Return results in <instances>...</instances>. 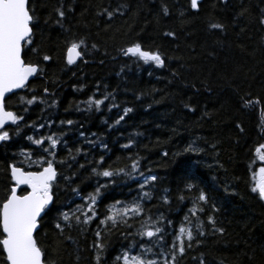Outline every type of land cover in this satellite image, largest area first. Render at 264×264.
I'll list each match as a JSON object with an SVG mask.
<instances>
[{"label":"trees","instance_id":"trees-1","mask_svg":"<svg viewBox=\"0 0 264 264\" xmlns=\"http://www.w3.org/2000/svg\"><path fill=\"white\" fill-rule=\"evenodd\" d=\"M61 4L65 10L63 27L55 23V10ZM118 4L124 6L123 14L111 19L99 14ZM30 6L38 18L34 46L39 55L32 54L29 59L41 63L43 74L37 75L29 88L42 96V89L47 87L58 104L55 108L31 106L24 114L25 122L51 118L57 124L50 130L58 131L59 120L76 121L71 127H63L68 146L75 147L79 142L87 147L79 141V130L96 133L108 144L105 161L112 167H123L130 163L129 156L138 155L141 171L147 175L146 169L151 170L158 177L153 199L145 204L153 216L163 213L175 222L191 206L187 197L193 193L184 191L185 184L191 182L202 189L209 203H215L218 210L213 215L217 226L225 231L213 233L206 228V235L198 237L202 243L193 242L183 258L177 257L178 264H195L192 257L201 253L205 264H264V201L251 192L252 172L261 166L254 150L264 143V24L260 23L264 0H202L196 11L190 0H30ZM211 24H221L223 30L213 29ZM168 32L175 36L166 35ZM77 37L86 38L87 55L83 61L68 65L65 45ZM131 40L158 49L165 57V66L137 63L120 55L119 49ZM44 54L52 59L42 61ZM105 92L113 93L115 99L110 102L118 108L76 110L78 101ZM31 94L27 89L18 91L7 97L6 105L19 112L18 98ZM47 99L50 102L52 97ZM248 99H258L259 103L245 105ZM124 107L132 111L109 129L104 121L112 123ZM47 131L41 129L40 133ZM33 134V129L22 122L20 134L0 144V199L10 184L9 163L22 159L19 150L38 151L25 139ZM129 138L135 141L133 146L122 148ZM189 145L200 151L185 152ZM89 153L92 159L104 150L89 149ZM59 156L65 158L67 153L61 151ZM76 159L85 163L83 156ZM179 160H191L196 167L191 172H179L174 163ZM87 174V168L79 172L80 177ZM76 183L86 191L92 190L91 180L78 179ZM226 186L228 192L224 191ZM165 189L167 204L159 199ZM136 194L133 180L118 178L105 193L99 211L103 213L104 205L113 198L131 199ZM181 195L186 197L183 202L178 199ZM59 198L68 204L74 199L63 187ZM54 225L55 220L49 216L39 229L38 239L48 258L55 264H93L89 245L96 223L86 232L73 228L63 235ZM68 236L72 240L66 239ZM125 243L120 231L113 229L107 238V254L115 255Z\"/></svg>","mask_w":264,"mask_h":264},{"label":"snow or ice","instance_id":"snow-or-ice-1","mask_svg":"<svg viewBox=\"0 0 264 264\" xmlns=\"http://www.w3.org/2000/svg\"><path fill=\"white\" fill-rule=\"evenodd\" d=\"M191 8H198V0H190ZM123 5H117L109 10L102 9L100 15L111 19L117 14H123ZM69 6L68 11H71ZM57 19L55 23L62 25L65 17L63 4L56 8ZM167 15V8H163ZM264 24V18L260 20ZM38 27V18L35 8L30 6V0H0V144L10 142L21 131V123L33 129V135H27L25 139L31 145L38 148L37 152L30 148H21L18 162L9 163L10 184L2 199H0V264H55L46 255V249L42 247L38 236L39 229L46 217L51 216L55 220V228L60 235L67 229L69 232L76 228L81 233L86 232L93 222L96 229L89 247L92 250L93 264H178L177 257L183 258L189 250L202 243L198 238L206 235V228L213 233L223 234L225 229L217 226V220L213 213L218 209L215 203H209L208 195L197 185L187 182L184 191L193 193L187 197L190 207L183 216L176 220L166 218L163 213L151 215L145 209V204L153 199V186L158 177L147 170V175L141 171L139 156H129V164L123 167H112L106 164L105 155L110 151L108 144L96 133L78 131L79 141L87 147H69L66 139L67 133L63 127H71L76 124L72 119H61L58 131H51L57 121L49 118L40 123L25 122V115L29 108L36 104L55 108L58 101L55 94L50 93L47 87L42 89V96H37L29 88L30 78L43 74L41 63L33 62L30 55H39V50L34 46V29ZM213 29L223 30L221 24H211ZM168 36L175 33L168 32ZM95 48L96 45L91 46ZM88 43L86 38L77 37L66 42L65 59L68 65L83 61L87 55ZM120 55L133 62L153 64L163 68L165 57L158 50H153L138 40H131L126 46L119 49ZM52 57L44 54L42 61H50ZM83 86H81V89ZM27 89L33 94L20 96V111H14L6 105L9 94H15V90ZM97 85L96 93H99ZM47 97H52L49 100ZM115 97L111 92L95 93L87 96L85 100L76 103L77 111H100L105 106L108 111L118 108L119 105L110 102ZM243 99V98H242ZM106 102H109L106 104ZM258 99H248L245 105L258 104ZM83 105V109L80 105ZM185 107H189L185 105ZM44 109H41L43 111ZM67 111V109L65 110ZM132 111L130 107H124L112 123L107 120L104 123L109 129L119 125L125 116ZM83 124L80 129H83ZM41 129H49L40 133ZM90 137H95L91 139ZM135 141L129 138L128 143L122 148L128 149ZM103 149L104 154L89 159V149ZM67 153L65 158L59 156V152ZM185 152H198L199 149L189 145ZM256 159L261 166L252 172L251 192L258 194L264 201V143L255 148ZM165 156L168 153H164ZM179 156V154H175ZM77 156H83L85 163L77 161ZM71 161L72 163H69ZM179 172H191L196 165L191 160L174 161ZM75 164V169H73ZM87 168V176L80 177L81 169ZM65 169L68 170L66 173ZM125 177L133 180L137 185V194L131 199H115L104 205L103 213L99 211V205L105 197V193L117 184L118 178ZM137 177L139 179H137ZM91 180L92 190L82 189L77 180ZM70 190L74 199L70 204L60 201L59 193L62 189ZM225 192L229 189L226 186ZM80 203H76V200ZM159 199L163 203H169L167 190ZM180 201L186 199L181 195ZM60 204V207H57ZM206 208L210 212L206 214ZM55 214V215H53ZM113 229L120 231V236L127 243L122 244L115 255L107 254V238ZM131 229V231H129ZM72 240L71 236L66 237ZM77 259H79L77 257ZM195 264H205L203 253L193 256Z\"/></svg>","mask_w":264,"mask_h":264},{"label":"water","instance_id":"water-1","mask_svg":"<svg viewBox=\"0 0 264 264\" xmlns=\"http://www.w3.org/2000/svg\"><path fill=\"white\" fill-rule=\"evenodd\" d=\"M201 1H202V0H198V5H199V3H200ZM194 10L196 11V10H198V8H197V9H194ZM78 61H79V60H78ZM78 61H77V62H78ZM77 62H76V63H77ZM76 63H75V64H76ZM73 65H74V64H73ZM34 78H35V77H34ZM34 78H30L29 83H30L32 80H34ZM18 91H21V90H15V93L18 92ZM11 95H12V94H9L8 97L11 96ZM6 99H7V98H6Z\"/></svg>","mask_w":264,"mask_h":264}]
</instances>
